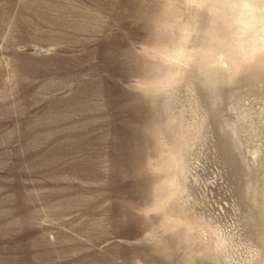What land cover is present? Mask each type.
<instances>
[{
	"label": "rangeland",
	"instance_id": "1",
	"mask_svg": "<svg viewBox=\"0 0 264 264\" xmlns=\"http://www.w3.org/2000/svg\"><path fill=\"white\" fill-rule=\"evenodd\" d=\"M164 2L0 0V264H264V51L177 81Z\"/></svg>",
	"mask_w": 264,
	"mask_h": 264
},
{
	"label": "clouds",
	"instance_id": "2",
	"mask_svg": "<svg viewBox=\"0 0 264 264\" xmlns=\"http://www.w3.org/2000/svg\"><path fill=\"white\" fill-rule=\"evenodd\" d=\"M161 15L163 28L175 33L166 62L177 81L190 70L208 79L221 70V57L234 60L244 48L264 51V0H165ZM201 227L195 218L166 217L147 243L165 258L168 235L182 234L188 241Z\"/></svg>",
	"mask_w": 264,
	"mask_h": 264
},
{
	"label": "bare ground",
	"instance_id": "3",
	"mask_svg": "<svg viewBox=\"0 0 264 264\" xmlns=\"http://www.w3.org/2000/svg\"><path fill=\"white\" fill-rule=\"evenodd\" d=\"M217 232V231H216ZM219 241V240H218Z\"/></svg>",
	"mask_w": 264,
	"mask_h": 264
}]
</instances>
